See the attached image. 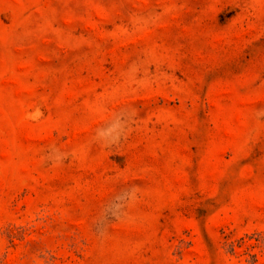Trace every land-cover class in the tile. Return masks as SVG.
<instances>
[{"label": "rangeland", "instance_id": "374dc122", "mask_svg": "<svg viewBox=\"0 0 264 264\" xmlns=\"http://www.w3.org/2000/svg\"><path fill=\"white\" fill-rule=\"evenodd\" d=\"M0 264H264V0H0Z\"/></svg>", "mask_w": 264, "mask_h": 264}]
</instances>
